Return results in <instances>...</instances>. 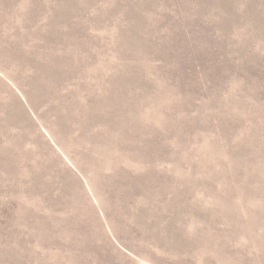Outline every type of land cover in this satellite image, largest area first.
<instances>
[{
	"label": "rangeland",
	"instance_id": "obj_1",
	"mask_svg": "<svg viewBox=\"0 0 264 264\" xmlns=\"http://www.w3.org/2000/svg\"><path fill=\"white\" fill-rule=\"evenodd\" d=\"M0 264H264V0H0Z\"/></svg>",
	"mask_w": 264,
	"mask_h": 264
},
{
	"label": "bare ground",
	"instance_id": "obj_2",
	"mask_svg": "<svg viewBox=\"0 0 264 264\" xmlns=\"http://www.w3.org/2000/svg\"><path fill=\"white\" fill-rule=\"evenodd\" d=\"M147 173H149V172H147ZM150 173H152V172H150ZM127 174H128V173H127ZM152 174H153V173H152ZM146 175H147V174H146ZM144 176H145V175H144ZM144 176H142V177H143L142 179H145V178H146V177L144 178ZM147 176H148V175H147ZM139 178H140V177H139ZM139 178H138V179H139ZM149 178L152 179V178H154V177H152V176L150 177V176H149ZM140 180H141V179H140ZM134 181H135V180H134ZM144 181H145V180H144ZM147 181L150 182V181L148 180V177H147ZM152 181H154V180H152ZM135 182H136V181H135ZM135 182H134V183H135ZM137 182H140V181H137ZM145 182H146V181H145ZM145 182H144V183H145ZM132 183H133V181H132ZM144 183H142V184L144 185ZM154 183H155V182H154ZM154 183H152V184H154ZM122 184H123V183H122ZM140 184H141V183H140ZM148 184H150V183H148ZM148 184H147V185H148ZM155 184H156V183H155ZM129 185H130V184H129ZM136 185L138 186L139 184H136ZM143 185H141V186H143ZM148 186H149V185H148ZM132 187H133V186H132ZM138 187H139V186H138ZM150 187H151V185H150ZM152 187H153V186H152ZM133 188H136V186L133 187ZM133 188H131V189H133ZM137 189H138V188H137ZM135 190H136V189H135ZM145 190H146V189H145ZM137 191H138V190H137ZM140 191H141V188H140L139 192H140ZM146 191H147V190H146ZM148 191H150V190H148ZM135 192H136V191H135Z\"/></svg>",
	"mask_w": 264,
	"mask_h": 264
}]
</instances>
